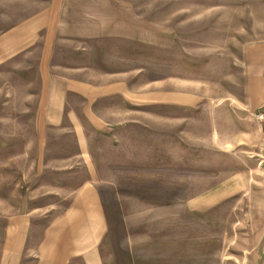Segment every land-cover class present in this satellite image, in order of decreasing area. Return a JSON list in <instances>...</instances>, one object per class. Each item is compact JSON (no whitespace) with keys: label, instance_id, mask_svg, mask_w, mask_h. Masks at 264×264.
Here are the masks:
<instances>
[{"label":"rangeland","instance_id":"1","mask_svg":"<svg viewBox=\"0 0 264 264\" xmlns=\"http://www.w3.org/2000/svg\"><path fill=\"white\" fill-rule=\"evenodd\" d=\"M53 1L0 0V45ZM85 13L71 19L74 27L90 22L99 34H59L52 53L56 63L88 66L99 82L124 85L123 94L95 104L105 119L129 121L118 138L86 123L99 180L115 183L103 184L112 226L107 264H129L125 216L143 221L134 233L184 232L162 247L177 253L179 264H228L229 256L264 264V66L252 82L255 104L244 49L264 42V0H98ZM44 37L43 31L33 49L0 62V237L7 215L29 210L39 215V234L89 178L74 158L79 148L68 122L64 132L50 134L46 167H35L37 145L22 156L36 136ZM69 103L82 109L86 102L72 94ZM207 198L206 210L180 206ZM171 205L172 215L156 210Z\"/></svg>","mask_w":264,"mask_h":264},{"label":"crops","instance_id":"2","mask_svg":"<svg viewBox=\"0 0 264 264\" xmlns=\"http://www.w3.org/2000/svg\"><path fill=\"white\" fill-rule=\"evenodd\" d=\"M97 2L98 0H78L74 3L73 0H54L39 17L11 31V41L4 42L3 47L0 45L2 63L3 58L8 60L37 46L40 43L38 40L41 32L48 34V41L44 37L41 42L42 53L38 66L40 82L36 106L38 116L37 122L33 125L36 136L29 142L22 156H28L29 148L37 145L39 153L34 161L35 167H46V157L53 143L50 134L53 131L64 132L65 123L68 122L72 125L71 131L76 136L79 148V153L74 158L87 166L89 174L87 180L70 191L69 204L65 210L53 216L39 234L35 221L39 216L37 211H21L7 215L0 237V264H75L78 260L84 264H107L103 248L112 232V226L103 184L115 189V183L99 180L94 146L86 123L91 124L98 132L114 131L113 138H118L121 125H127L129 121L123 123L119 117L118 121L111 122L104 118L103 111L97 109L95 104L114 92L123 94L124 85L122 82L112 84H106L104 80L99 82L95 74L89 75L92 69L88 66L68 67L56 63L52 53L57 48L59 34L63 37H96L99 34L95 24L79 21L77 27H74L71 21L73 18L86 19L88 16L85 12ZM82 3L89 4L83 7ZM244 49L245 64L253 69V75L249 79V97L255 103L252 82L261 73L260 67L264 66V42L250 43ZM72 94L85 100L82 109L70 106ZM116 113L120 115L121 111L118 110ZM1 120L0 117V135ZM61 161L65 162L66 159ZM180 206L188 210L193 208L206 210L209 208V199L196 207L194 203ZM156 208V210L164 208L165 212L172 215L171 208L175 207L171 205ZM151 220L161 222L163 219L155 217ZM142 222L139 217L124 218V226L129 230V235L123 242V245L128 247L127 262L179 264L178 254L162 247L166 246H163L165 243L181 241L184 232L177 234L171 231L170 234L153 235L154 237L150 233H134L135 229L141 228ZM147 246L153 249H142ZM230 259L231 256L228 264H239L236 258L232 262Z\"/></svg>","mask_w":264,"mask_h":264}]
</instances>
